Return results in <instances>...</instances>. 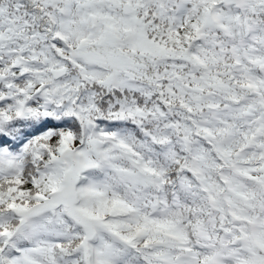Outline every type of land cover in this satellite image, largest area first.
Segmentation results:
<instances>
[{
  "label": "snow or ice",
  "instance_id": "6c2138e0",
  "mask_svg": "<svg viewBox=\"0 0 264 264\" xmlns=\"http://www.w3.org/2000/svg\"><path fill=\"white\" fill-rule=\"evenodd\" d=\"M0 264H264V0H0Z\"/></svg>",
  "mask_w": 264,
  "mask_h": 264
}]
</instances>
